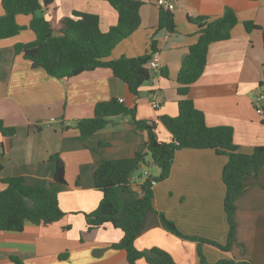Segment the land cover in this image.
<instances>
[{
	"label": "crops",
	"instance_id": "obj_1",
	"mask_svg": "<svg viewBox=\"0 0 264 264\" xmlns=\"http://www.w3.org/2000/svg\"><path fill=\"white\" fill-rule=\"evenodd\" d=\"M141 1L139 28L109 57L117 60L149 54L151 43H157L159 52L152 60H157L158 69L150 68L153 78L141 87L139 96L107 68L70 79H56L42 68H34L16 52L17 45L36 40L30 29L0 39V121L16 129L11 138L0 135V192L6 188L3 181L14 177L23 178L31 187H48L54 183L56 164L51 157L56 155L64 164L66 181L59 192L65 216L50 225L27 221L20 232L0 231V264H16L12 257L23 264H128L127 252L112 248L122 240V230L107 224L89 232L85 215L95 211L103 197L94 182L97 168L106 161L144 152L148 135L138 131L127 116L110 118L106 128L90 136H83L75 125L93 118L98 103L116 99L128 109L135 108L137 120L156 123L160 141L171 142L173 137L160 118L179 115L178 74L190 47L199 39V28L189 18L216 20L228 12L236 14L238 23L230 39L210 46L204 73L191 85L188 96L204 113L209 127L233 129L240 152L251 154L264 146V117L257 113L258 103L264 100V0H174V32L159 29V0ZM74 12L98 16L103 33L119 20L118 12L102 0H57L55 16L47 12L45 16L50 21L55 18L59 28ZM4 13L0 0V17ZM32 19V15H20L17 22L29 27ZM246 22L258 29L248 32ZM154 102L159 108H153ZM227 161L210 149L178 151L170 177L154 187L156 210L185 235L226 244L229 223L222 172ZM142 168L143 179L132 177L135 190L147 175L160 173L157 166ZM234 223L231 251L203 244L200 248L206 261L264 264V168L256 177H245ZM135 246L141 251L163 249L177 264H201L198 243L167 232L153 212L145 215ZM137 264L148 263L141 259Z\"/></svg>",
	"mask_w": 264,
	"mask_h": 264
},
{
	"label": "trees",
	"instance_id": "obj_2",
	"mask_svg": "<svg viewBox=\"0 0 264 264\" xmlns=\"http://www.w3.org/2000/svg\"><path fill=\"white\" fill-rule=\"evenodd\" d=\"M56 1L43 0L41 4L40 0H3L5 13L0 17V39L14 37L30 29L35 33L36 40L17 45L16 52L23 54L34 68H42L56 79H70L84 72L107 68L128 85L132 94L139 96L141 87L153 78L149 64L159 52L157 43H151L149 54L134 58L121 57L117 60H109V57L120 42L139 28L142 1L102 0L110 3L119 15L117 25L107 33L101 31L98 16L78 12L62 20L59 28L56 27L55 18L50 21L45 16L46 12L55 16ZM20 15L33 16L29 27L18 24L17 17ZM189 20L198 26L199 39L190 47L178 74L179 115L160 118L173 137L171 142L160 141L156 123L137 120L136 109H128L116 99L98 103L93 118L80 120L75 125L83 136H90L106 128L110 118L127 116L138 131L148 135L144 152L137 153L133 158L106 161L97 168L94 182L103 197L97 209L85 215L89 232L107 224L122 230V240L113 244L112 248L125 250L128 264H137L141 259H145L148 264H177L171 254L158 247L145 251L136 248L135 241L148 212L159 216L161 225L167 232L180 239L198 243L201 264H209L200 248L203 244L225 252L231 251L236 234V202L244 189V179L247 176H258L264 168V146L254 148L251 154L240 152L239 146L234 143L233 129L226 126L209 127L204 113L195 107L188 96L191 85L204 73L210 46L230 39L232 30L238 23L236 14L228 12L216 20L206 17ZM245 27L248 32L258 29L253 22H246ZM159 29L168 32L176 30L171 11L161 8ZM262 32L264 39V29ZM162 75L167 76V72L162 71ZM0 135L11 138L16 135V129L6 127L0 121ZM1 146L0 143V149ZM183 149H210L228 158L222 172L226 187L224 209L229 223L226 244L185 235L173 221L155 208L154 187L170 177L176 153ZM146 153L160 173L158 176L148 175L135 190L130 178L142 167H149ZM2 155L0 150V157ZM51 161L55 162L56 171L54 183L48 187L28 186L21 177L3 181L6 188L0 192V231L20 232L27 221L36 225H50L65 216L59 201L60 186L66 184L65 167L58 155L51 157ZM12 261L23 264L17 257H12ZM215 264L253 263L221 260Z\"/></svg>",
	"mask_w": 264,
	"mask_h": 264
},
{
	"label": "built area",
	"instance_id": "obj_3",
	"mask_svg": "<svg viewBox=\"0 0 264 264\" xmlns=\"http://www.w3.org/2000/svg\"><path fill=\"white\" fill-rule=\"evenodd\" d=\"M159 6L161 8H164V9H167V10H174V0H159L158 2ZM150 68L151 69H158V62L157 60H152L149 64ZM122 102V101H121ZM264 100L263 102L261 103H258L257 105V113L261 116V117H264ZM153 108L154 109H157L159 108V104L154 102L153 103ZM150 124H152L151 121H149Z\"/></svg>",
	"mask_w": 264,
	"mask_h": 264
},
{
	"label": "rangeland",
	"instance_id": "obj_4",
	"mask_svg": "<svg viewBox=\"0 0 264 264\" xmlns=\"http://www.w3.org/2000/svg\"><path fill=\"white\" fill-rule=\"evenodd\" d=\"M142 169H144V168H142ZM139 170V171H137V172H135V174H134V176H139L140 175V177H141V179H143L144 178V172H143V170ZM150 169H152V168H150ZM155 174L157 173V172H154ZM148 176V175H147ZM146 176V177H147ZM155 176H157V175H155Z\"/></svg>",
	"mask_w": 264,
	"mask_h": 264
},
{
	"label": "water",
	"instance_id": "obj_5",
	"mask_svg": "<svg viewBox=\"0 0 264 264\" xmlns=\"http://www.w3.org/2000/svg\"><path fill=\"white\" fill-rule=\"evenodd\" d=\"M145 156L147 157V156H148V153H146ZM149 165H150V166H156V164H155L154 162H150ZM130 180H132V177L130 178Z\"/></svg>",
	"mask_w": 264,
	"mask_h": 264
}]
</instances>
